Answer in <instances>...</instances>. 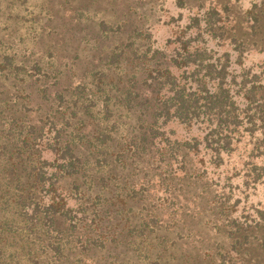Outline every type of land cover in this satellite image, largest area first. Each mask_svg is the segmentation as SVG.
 <instances>
[{
	"label": "rangeland",
	"instance_id": "obj_1",
	"mask_svg": "<svg viewBox=\"0 0 264 264\" xmlns=\"http://www.w3.org/2000/svg\"><path fill=\"white\" fill-rule=\"evenodd\" d=\"M181 1L183 6L178 0H0V129L17 117L14 124H35L52 141L59 135L77 145L89 140V153L97 152L90 155L87 173L75 185L69 184L70 177L63 179L62 185H67L68 192L72 189V194L61 191L62 186L57 192L77 222L70 237L45 233L39 224L31 230L10 204L12 191L0 198V219H14L15 231L7 238L0 229V264H197L192 256L207 253L210 247V259L220 264V253L227 252L229 238L225 231L214 229L216 220L208 201L213 194L220 198L225 176L207 167L203 153L194 154L195 173L191 169L179 182L178 176L170 181L169 171L158 158L147 164L139 161L133 139L142 126L138 114L122 100L130 88L141 94L138 99L144 98L152 87L145 77L166 65L173 55V41L180 39L191 16L226 0ZM231 4L232 23L239 22L238 36L249 38L244 65L255 71L264 69V52L259 51L263 41L251 37L245 22L252 0H231ZM202 30L204 39L200 41H211L216 57L227 48L233 51L230 38H212V33ZM192 31L197 30H189L188 36ZM231 59L236 61V55ZM170 127L176 129V136L185 133L174 124ZM8 132L6 128L2 135ZM17 135L0 139V185L7 183V173L2 170L7 167L6 157L14 152V161L21 158L16 143L7 145ZM244 137L250 140V136ZM43 153L44 158L52 159L49 146ZM235 156L224 160L237 166L230 171L237 176L232 179L228 207L232 218L248 225L245 219L251 221V216L257 217L255 208L264 207V185L256 184L251 194L244 185L245 193L239 185V169L247 159ZM35 159L30 158L29 164L36 165ZM19 170L23 176L30 173L22 163ZM99 178L102 185H97ZM194 198L204 206L197 209L202 213L194 211L196 217L192 213ZM48 202L46 198L41 206ZM181 213L183 219H178ZM85 225L88 229L81 234ZM122 226L132 231L127 244L116 238ZM259 241L252 236L255 254L243 251L246 264H264V255L254 247ZM56 247L58 256H54ZM201 260L209 264L206 258Z\"/></svg>",
	"mask_w": 264,
	"mask_h": 264
},
{
	"label": "trees",
	"instance_id": "obj_2",
	"mask_svg": "<svg viewBox=\"0 0 264 264\" xmlns=\"http://www.w3.org/2000/svg\"><path fill=\"white\" fill-rule=\"evenodd\" d=\"M178 1L181 2L180 6H183L182 1ZM203 12L191 16V22L182 30L180 39L173 41V55L166 60V65L154 68V72L151 71L149 77H145L144 80L150 78L152 86L146 91L147 95L138 99L141 94L130 88L122 100L124 105L132 107V113L138 114V121L142 126L133 139V149L139 161L143 160L147 164L158 158L162 161L161 166L169 171L170 181L178 176L179 182L183 176L190 174L191 169L195 173V165L191 163L194 154L203 153L208 158L207 167L211 168L212 172L220 171L219 176H225L219 193L220 198L217 199L216 194H213L208 201L216 220L214 229L225 231L229 238V246L225 247L227 252L220 253V264H240V261L241 264H246L242 257L243 251L255 254L251 244L253 235L260 240L254 247L257 246V250L264 255V207L255 208L257 217L251 216V221L245 219L248 225L231 217V208L228 205L232 198V179L237 176V172L230 171L237 166L231 167L230 163L225 164L224 160H230L235 153H238L235 157L247 159L239 169L242 179L239 185L243 186L241 188L245 193L250 189L251 194L258 183L264 185V69L259 67V71H255L253 67L244 65L243 56L248 45L245 41H249V38L241 39L238 36L239 22L235 19L233 24L234 17L230 15L233 13L231 0L212 3ZM245 13L248 16L245 22L252 30L251 37L256 38L255 41H263L259 44V51L264 52V0H252L251 8ZM203 28L212 33V38H230L233 51L227 48L216 57L217 49L211 47V41H200L201 38L204 39ZM255 28L259 29V32ZM191 29L197 31H192L188 36ZM259 33L263 34L260 38L257 36ZM221 42L218 41V44ZM233 54L236 55V61L231 59ZM262 62L264 63V59ZM152 102V107H149ZM2 111L0 113H3ZM16 119L17 117H13L10 123H7L9 134L2 135L6 128L0 129V139L17 132V139L9 141L7 145L13 146L16 143L22 154L18 161H14V152L11 153V149L8 151L11 154L5 160L7 167L2 168L7 173V183L6 186L0 185V198L12 191L10 204L17 208L16 212L21 221L31 230L39 224L45 227V233L61 238L70 237L75 232L77 222H74V216L70 214L69 209H65L63 198L57 192L62 186L61 191L71 195L72 189L68 192L67 185H62L63 179L70 177L69 184L75 185L87 173L86 164L90 155L96 156L97 152L91 150L89 153V140L81 141L77 145V141L61 139L59 135L52 141L46 138L47 133L37 125L30 124L25 127L24 122L14 124ZM172 124L181 127L185 133L176 136V129L170 127ZM99 130L96 129L97 134ZM246 135L250 136L249 141L244 137ZM47 146L53 155L52 159L43 157ZM32 157L36 158L34 166L29 164ZM105 158L108 156L105 155ZM20 163L25 164L27 170L30 169L29 175L27 172V175L23 176V170L18 171ZM176 163L178 167L174 169ZM8 167L11 169L8 170ZM94 180L97 181L96 177ZM100 184L102 185V181L99 178L97 185ZM46 198L49 202L41 206ZM248 198L246 197L247 200ZM198 201L199 199L194 198L196 209L192 210L193 217L197 216L194 214L195 210L198 214L203 211L197 210L203 206L197 203ZM34 207L36 209L31 213V208ZM37 208L41 209L40 213ZM34 219L37 221L34 222ZM178 219H183V213L178 215ZM0 220V229L9 238L15 232L14 219ZM63 224L66 225L62 227ZM226 227L228 230H224ZM87 229L85 225L81 234ZM140 229L144 231V227ZM259 232L262 233L259 235ZM131 236L132 231L122 226L116 238L127 244L131 242ZM79 238H82V235L77 237ZM46 239L48 244H53L51 238ZM200 248L202 246L198 247ZM209 249L212 251L213 247ZM209 251L195 254L192 260L197 264H204L201 259L206 258L209 264H214ZM59 254V249L54 252V256Z\"/></svg>",
	"mask_w": 264,
	"mask_h": 264
}]
</instances>
